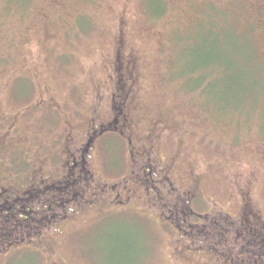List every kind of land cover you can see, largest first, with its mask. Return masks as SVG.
<instances>
[{"label": "rangeland", "instance_id": "1", "mask_svg": "<svg viewBox=\"0 0 264 264\" xmlns=\"http://www.w3.org/2000/svg\"><path fill=\"white\" fill-rule=\"evenodd\" d=\"M244 35L264 65V0H0V264H264Z\"/></svg>", "mask_w": 264, "mask_h": 264}, {"label": "trees", "instance_id": "2", "mask_svg": "<svg viewBox=\"0 0 264 264\" xmlns=\"http://www.w3.org/2000/svg\"><path fill=\"white\" fill-rule=\"evenodd\" d=\"M209 29V30H208ZM245 32H248L247 31V29L245 30ZM244 32V33H245ZM206 33H210L212 36L214 35V36H216L217 37V44H218V46L220 45V42H222L221 41V39H220V36H219V34H221L222 32H219V31H216V30H214L213 28L211 29L210 27L209 28H207V32ZM249 33V32H248ZM251 33H252V31H251ZM252 35H250V37L249 36H243V38H244V40L247 42V44H248V46L251 48V50H252V52H251V54H252V56H254V57H250V63L249 64H247L246 65V67L247 68H249V69H251V70H248L249 71V73H254L257 69H253L255 66V68H258V67H261L263 70H264V65H263V63H262V61L260 60V58L258 57V55H257V52H256V50H257V48H255V46H254V49H253V47H252V44H251V42H252V37H251ZM251 41V42H250ZM253 50H255V52L253 51ZM252 62H254V64L252 63ZM212 63H214L215 65H218L219 66V68H223V67H225L226 66V63H224V62H221L220 60H218L217 62L215 61V62H212ZM206 67L205 68H203L202 70H204V71H206L208 68H209V64H208V61H206ZM255 65V66H254ZM198 70V69H197ZM197 70H196V72H197ZM260 70V69H259ZM193 71V70H192ZM214 78V77H213ZM213 78H212V80H213ZM205 79V77H204V75H203V77H202V80H204ZM200 85V84H199ZM198 87V86H197ZM196 88V87H195ZM15 187H14V184L12 183V184H10V185H8V186H5V185H3L2 183H0V193H4L3 191H10V192H12V193H10V195H7V194H0V202H3V206L6 208V209H9L8 211H10V209L11 208H14V209H16L17 211L15 212V214H16V216H17V219L19 220V222L20 223H22V225L25 227V226H28V225H30L31 223H30V221H28V218H27V215H28V213L30 212V210H31V207H29L28 209H26L25 208V210L23 211L22 209H20V208H17L16 207V204H15V201H18V199H17V195L16 194H14L13 195V189H14ZM18 197H20L19 195H18ZM28 199V198H27ZM26 200V199H25ZM6 211V210H5ZM7 211V212H8ZM43 214V213H42ZM21 217V218H20ZM23 219V220H22ZM27 231V230H26ZM29 231V230H28ZM27 231V232H28ZM135 243H139L140 244V241H136V240H134V244ZM21 264H22V262H20Z\"/></svg>", "mask_w": 264, "mask_h": 264}, {"label": "flooded vegetation", "instance_id": "3", "mask_svg": "<svg viewBox=\"0 0 264 264\" xmlns=\"http://www.w3.org/2000/svg\"><path fill=\"white\" fill-rule=\"evenodd\" d=\"M196 194H192L191 196L192 197H196L195 196ZM165 198H167L166 196H165ZM183 199H184V203L186 202L187 204H185V205H187L188 207H189V203L185 200V197H183ZM190 203H191V200H190ZM191 209H193V208H191ZM194 210V209H193ZM196 213V212H195ZM198 215H200V216H204V214H198ZM187 219V221L188 222H190L189 221V217H187L186 218ZM198 224L200 225V224H202V225H207V222H205V221H203V222H198ZM236 230L237 231H239L240 232V236L241 237H245V240L246 241H249V239L251 240V239H257V238H259V239H261V242L262 243H264V234H262L261 233V231L262 230H260V229H258V228H256V229H252V227L251 226H249L248 224L247 225H245V224H241L239 227H236ZM213 232V231H212ZM248 237H249V239H248ZM210 238H209V236H208V240H209ZM228 237L225 235V239L223 240V242L225 241V246H224V248H225V250H226V252L228 253H225V252H223L225 255H224V257L222 256V255H220L219 257H218V259H219V261H221V262H231V261H234L231 257H233L232 256V252H231V249L229 248L230 247V243H229V241H228ZM214 246H216V245H214ZM213 252V251H212ZM215 253V252H214ZM214 253H211V254H214ZM222 254V253H221ZM234 258V257H233ZM215 262H216V258H212L210 255H206V260L204 261V263L203 264H215Z\"/></svg>", "mask_w": 264, "mask_h": 264}]
</instances>
